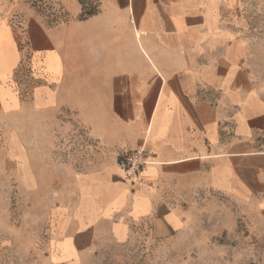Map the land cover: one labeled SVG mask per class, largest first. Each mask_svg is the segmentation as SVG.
Wrapping results in <instances>:
<instances>
[{
    "label": "crops",
    "instance_id": "0c3cea01",
    "mask_svg": "<svg viewBox=\"0 0 264 264\" xmlns=\"http://www.w3.org/2000/svg\"><path fill=\"white\" fill-rule=\"evenodd\" d=\"M32 1L0 0V165L30 194L54 178V193L71 196L55 207L63 264L103 243L168 236L198 191L244 195L264 212L250 39L264 0H99L90 13L57 0L54 22ZM48 131L85 132V156L52 157ZM140 144L154 156L133 183L116 158Z\"/></svg>",
    "mask_w": 264,
    "mask_h": 264
},
{
    "label": "rangeland",
    "instance_id": "374dc122",
    "mask_svg": "<svg viewBox=\"0 0 264 264\" xmlns=\"http://www.w3.org/2000/svg\"><path fill=\"white\" fill-rule=\"evenodd\" d=\"M56 3L32 1L52 22L59 19L54 14L61 9ZM80 3L84 13H90L100 1ZM255 12L251 54L256 85L264 93V16ZM62 17L66 19L64 14ZM33 119L39 122L38 116ZM15 122L22 126L21 116ZM31 133L32 139L38 138L39 131ZM47 139L49 144L54 143L52 157L71 159L77 150L85 156V132L48 131ZM0 166V264H63L60 259L64 249L55 242V207L69 205L71 196L54 193L59 190L54 178L47 180V194H30L10 169L11 163ZM55 166L48 167L49 177L56 174ZM183 214L181 226L168 236L142 234L126 242L103 243L82 264H264V212L257 210L247 196L198 191L183 204Z\"/></svg>",
    "mask_w": 264,
    "mask_h": 264
},
{
    "label": "built area",
    "instance_id": "2783aa9c",
    "mask_svg": "<svg viewBox=\"0 0 264 264\" xmlns=\"http://www.w3.org/2000/svg\"><path fill=\"white\" fill-rule=\"evenodd\" d=\"M154 152L143 144L123 147L117 154L116 163L123 172V178L135 182L146 164L151 163Z\"/></svg>",
    "mask_w": 264,
    "mask_h": 264
},
{
    "label": "bare ground",
    "instance_id": "6f19581e",
    "mask_svg": "<svg viewBox=\"0 0 264 264\" xmlns=\"http://www.w3.org/2000/svg\"><path fill=\"white\" fill-rule=\"evenodd\" d=\"M132 145V144H131ZM122 174V173H121Z\"/></svg>",
    "mask_w": 264,
    "mask_h": 264
}]
</instances>
